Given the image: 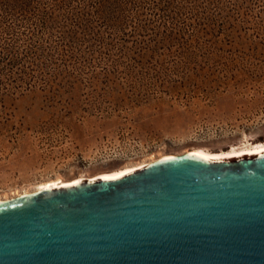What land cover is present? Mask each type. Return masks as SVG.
<instances>
[{
    "label": "rangeland",
    "instance_id": "1",
    "mask_svg": "<svg viewBox=\"0 0 264 264\" xmlns=\"http://www.w3.org/2000/svg\"><path fill=\"white\" fill-rule=\"evenodd\" d=\"M247 32L234 46L222 37V51L97 68L71 87L5 97L0 198L167 153L264 141V24Z\"/></svg>",
    "mask_w": 264,
    "mask_h": 264
},
{
    "label": "water",
    "instance_id": "2",
    "mask_svg": "<svg viewBox=\"0 0 264 264\" xmlns=\"http://www.w3.org/2000/svg\"><path fill=\"white\" fill-rule=\"evenodd\" d=\"M0 264H264V149L167 153L1 198Z\"/></svg>",
    "mask_w": 264,
    "mask_h": 264
},
{
    "label": "trees",
    "instance_id": "3",
    "mask_svg": "<svg viewBox=\"0 0 264 264\" xmlns=\"http://www.w3.org/2000/svg\"><path fill=\"white\" fill-rule=\"evenodd\" d=\"M263 24L264 0H0V103L97 68L219 51Z\"/></svg>",
    "mask_w": 264,
    "mask_h": 264
},
{
    "label": "bare ground",
    "instance_id": "4",
    "mask_svg": "<svg viewBox=\"0 0 264 264\" xmlns=\"http://www.w3.org/2000/svg\"><path fill=\"white\" fill-rule=\"evenodd\" d=\"M264 149V141H259V142H255V143H251L249 145H242L240 147H237V148H232L230 149L229 151L227 150H222V151H219V152H215V151H205V150H202V149H199V148H193L191 150H194L196 152H199L201 154H205L207 156H217V157H231V156H237V155H240V154H244V153H252V152H256L258 150H263ZM153 160V159H151ZM150 161V160H148ZM145 162L147 161H142V162H139L137 165L133 166L131 168V166H128L126 167L125 169H119V170H113V171H106V172H99L97 173V175H94V176H113V175H117V174H121V173H124L128 170H131L133 169L134 167L136 166H140L142 164H144ZM63 182V180H60L59 183ZM50 184H56V183H52V182H44L42 184H40L39 186L33 188V189H36V188H41L45 185H50ZM18 194V193H17ZM1 199V198H0Z\"/></svg>",
    "mask_w": 264,
    "mask_h": 264
}]
</instances>
